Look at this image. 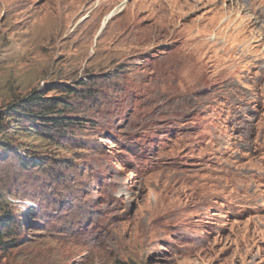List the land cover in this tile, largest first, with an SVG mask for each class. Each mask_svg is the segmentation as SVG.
<instances>
[{
	"label": "rangeland",
	"instance_id": "obj_1",
	"mask_svg": "<svg viewBox=\"0 0 264 264\" xmlns=\"http://www.w3.org/2000/svg\"><path fill=\"white\" fill-rule=\"evenodd\" d=\"M246 2L0 0L5 209L36 220L0 264H264V105L232 137L264 102Z\"/></svg>",
	"mask_w": 264,
	"mask_h": 264
},
{
	"label": "trees",
	"instance_id": "obj_2",
	"mask_svg": "<svg viewBox=\"0 0 264 264\" xmlns=\"http://www.w3.org/2000/svg\"><path fill=\"white\" fill-rule=\"evenodd\" d=\"M36 99V101H34ZM35 105H40L41 103H46L47 102V98H42L41 96H38L37 94H33L32 96H30L27 100V102H31ZM52 102V109H55V107L59 104V101L58 99H52L51 100ZM11 111H14L11 110ZM54 114L57 113L55 111H53ZM53 112H47L45 115L48 116L44 121L46 123H54L55 126H58L65 123L66 121L63 120V118H60V117H54L51 115V113ZM11 114V113H10ZM4 119H6L4 117ZM3 123H0V129L3 127ZM11 127H7V128H2V131L4 132L5 134V142L3 141H0V161H2V156H1V152L2 150H6V151H9V147L8 146H11L12 144L10 143L9 139H8V136H9V133L11 132ZM28 138L29 140L31 141L32 140V137L35 135L34 132H30L28 134ZM11 144V145H9ZM28 148H24L22 145L19 146L20 148H23L25 149L26 151H30L33 150L34 153H37V149L35 147H33L30 144H28ZM12 147V146H11ZM5 148V149H3ZM16 154L18 155V151L16 150ZM18 160L23 163L25 166L27 165V162L24 160L23 156L21 155L20 158H18ZM7 179L5 178V176L0 172V252H2L3 250L5 249H9V250H14L13 248L17 247L19 248L18 246H20V243H24L26 241H31L33 240L35 237H32V238H29L28 240H25V241H20V235L23 231H36V228L33 227L32 223H31V220L34 219L35 220V217L32 216L31 213H26V216H25V220H20V215H19V218H17L18 216H14L11 214V212L9 210H6V199L8 197V194L6 192V190L4 189V182L6 181ZM6 215H5V213ZM13 230V231H12ZM16 234V235H14ZM18 242V246L15 245V243ZM16 248V249H17ZM8 264V263H6ZM129 264H139L137 263L136 261H131Z\"/></svg>",
	"mask_w": 264,
	"mask_h": 264
},
{
	"label": "clouds",
	"instance_id": "obj_3",
	"mask_svg": "<svg viewBox=\"0 0 264 264\" xmlns=\"http://www.w3.org/2000/svg\"><path fill=\"white\" fill-rule=\"evenodd\" d=\"M263 2L264 0H262V2L260 0H247L245 5L249 15L257 19L261 24L264 23V17L261 14L263 10ZM263 105L264 102L262 98L259 96V93L256 94V96L253 99L249 98L248 96H246L243 99L242 107L246 110L247 114L243 118L238 119L237 124H232V137L234 139V142L243 141L244 132L242 130V124L261 114ZM256 177L258 182L264 186V173H258ZM27 212L28 210L26 211V213Z\"/></svg>",
	"mask_w": 264,
	"mask_h": 264
},
{
	"label": "bare ground",
	"instance_id": "obj_4",
	"mask_svg": "<svg viewBox=\"0 0 264 264\" xmlns=\"http://www.w3.org/2000/svg\"><path fill=\"white\" fill-rule=\"evenodd\" d=\"M125 1H127V0H125ZM124 5V4H123ZM118 6H115L114 7V9L111 11V13L106 17V19H104V24L107 22V20L112 16V15H114L115 13H116V11L117 10H121V8L119 7V9H115V8H117Z\"/></svg>",
	"mask_w": 264,
	"mask_h": 264
}]
</instances>
